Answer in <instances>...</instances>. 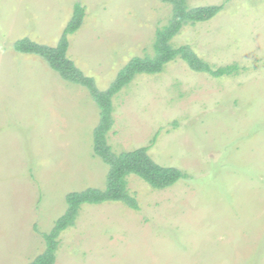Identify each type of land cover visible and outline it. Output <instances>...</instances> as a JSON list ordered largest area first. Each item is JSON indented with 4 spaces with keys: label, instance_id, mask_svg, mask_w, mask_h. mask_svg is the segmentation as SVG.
<instances>
[{
    "label": "rangeland",
    "instance_id": "374dc122",
    "mask_svg": "<svg viewBox=\"0 0 264 264\" xmlns=\"http://www.w3.org/2000/svg\"><path fill=\"white\" fill-rule=\"evenodd\" d=\"M76 2L85 15L67 56L99 90L132 57L153 55L172 12L160 0H0V264L44 250L67 193L105 187L108 167L93 153L97 103L13 48L23 37L55 45ZM219 4L171 43L238 73L213 77L176 58L112 97V151L148 146L156 163L187 176L156 189L127 175L136 209L82 204L53 264H264V0L188 1Z\"/></svg>",
    "mask_w": 264,
    "mask_h": 264
},
{
    "label": "trees",
    "instance_id": "16d2710c",
    "mask_svg": "<svg viewBox=\"0 0 264 264\" xmlns=\"http://www.w3.org/2000/svg\"><path fill=\"white\" fill-rule=\"evenodd\" d=\"M171 5L172 12L168 23L156 30L152 56H134L118 71L114 80L104 89L99 90L92 77L85 75L74 61L67 56L68 35L74 33L82 24L84 8L78 2L73 6L70 20L64 27L55 45H47L28 37L16 39L15 51L34 54L41 57L59 76L70 83L85 87L99 107V122L93 130V153L106 165V183L104 188L87 187L80 191L66 194V208L54 222L49 232L43 233L44 250L26 264H53L60 232L74 224L82 204H99L106 201H120L136 209L137 203L127 189V175L134 174L151 187L161 189L169 187L187 176L181 169L156 163L148 154V146L118 153L112 151L107 142V132L113 124L112 97L132 79L141 73L154 74L163 70L166 63L180 58L195 71L221 77L238 73L237 64L212 67L200 58L189 45L173 46L171 39L186 24L206 21L214 17L223 5L189 7V0H160Z\"/></svg>",
    "mask_w": 264,
    "mask_h": 264
}]
</instances>
